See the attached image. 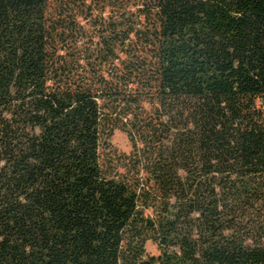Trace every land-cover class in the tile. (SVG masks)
<instances>
[{
    "label": "trees",
    "instance_id": "1",
    "mask_svg": "<svg viewBox=\"0 0 264 264\" xmlns=\"http://www.w3.org/2000/svg\"><path fill=\"white\" fill-rule=\"evenodd\" d=\"M0 264H264V0H0Z\"/></svg>",
    "mask_w": 264,
    "mask_h": 264
},
{
    "label": "rangeland",
    "instance_id": "2",
    "mask_svg": "<svg viewBox=\"0 0 264 264\" xmlns=\"http://www.w3.org/2000/svg\"><path fill=\"white\" fill-rule=\"evenodd\" d=\"M110 141H111L112 145L116 149H118L119 151L128 152L130 150V142H129L126 134L120 130H114L112 136L110 137ZM146 250L150 254H157L158 253L156 245H154L150 241H148L146 243Z\"/></svg>",
    "mask_w": 264,
    "mask_h": 264
}]
</instances>
